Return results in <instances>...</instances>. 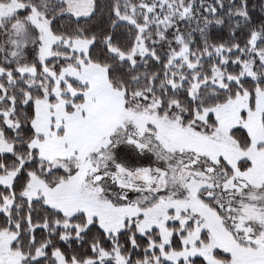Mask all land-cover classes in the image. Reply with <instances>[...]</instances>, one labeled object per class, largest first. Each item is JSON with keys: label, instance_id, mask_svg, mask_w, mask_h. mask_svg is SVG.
I'll return each mask as SVG.
<instances>
[{"label": "snow or ice", "instance_id": "snow-or-ice-1", "mask_svg": "<svg viewBox=\"0 0 264 264\" xmlns=\"http://www.w3.org/2000/svg\"><path fill=\"white\" fill-rule=\"evenodd\" d=\"M0 264H264V0H0Z\"/></svg>", "mask_w": 264, "mask_h": 264}]
</instances>
